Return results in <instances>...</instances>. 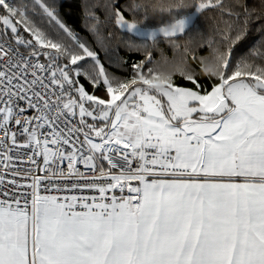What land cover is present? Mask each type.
Segmentation results:
<instances>
[{
    "label": "snow or ice",
    "instance_id": "snow-or-ice-1",
    "mask_svg": "<svg viewBox=\"0 0 264 264\" xmlns=\"http://www.w3.org/2000/svg\"><path fill=\"white\" fill-rule=\"evenodd\" d=\"M63 7L0 0V264H264V15L106 0L110 50L96 5L91 41ZM210 11L213 36L188 32Z\"/></svg>",
    "mask_w": 264,
    "mask_h": 264
},
{
    "label": "trees",
    "instance_id": "trees-1",
    "mask_svg": "<svg viewBox=\"0 0 264 264\" xmlns=\"http://www.w3.org/2000/svg\"><path fill=\"white\" fill-rule=\"evenodd\" d=\"M16 4L21 5L22 7L27 6L28 11L31 13V3L32 0H14L13 1ZM61 2L64 4L62 11V18L66 22V24L74 29L77 34L82 38H87L89 41L93 39V37L87 32L85 28V11H84V5L87 4L89 6L96 5V14L99 16L100 21L102 22L100 24V31L101 34H103L105 37H107V33L111 32V39L110 42L107 44V47L112 50L116 49L117 45L119 44V41L121 38H127L128 34L121 33L115 28H113L111 25H105L103 22L105 21V12L103 9V5L106 2V0H61ZM137 2L143 3L145 0H137ZM236 0H223V3H225L226 6L232 7L234 6ZM244 2L248 5L250 9L254 11V15H264V9H262V4H264V0H244ZM220 16L221 14L218 11H210L206 15L202 14L197 17V19H194L192 24L190 25L188 32H193L197 28L200 29L201 33L206 37L213 36L215 29L217 25L220 23ZM223 19H228L227 12L223 14ZM161 22V17L159 15H153L149 13V19L146 21V24L150 27H157L159 26ZM260 21L254 20L252 24V29L249 33V36L244 44V47L241 48L242 54L244 51L247 50L248 45L252 44L254 41H258L259 39V32L256 30ZM27 35V33H25ZM199 39V37H197ZM161 43L160 47L163 48L169 58L172 57V51L169 48V46L163 42V38H160ZM181 44L183 45V40L181 41ZM117 55L121 59H127L129 56H131L132 59H140V55L135 53H128L124 47L121 45L119 47V51L117 52ZM208 56L210 55L209 49L204 48L197 51V60L193 61L191 58H189V63L193 66H196L198 64L199 57ZM239 55V54H238ZM105 54L103 51H101V57L104 58ZM155 58L159 59V52L155 53ZM106 66H107V60H105ZM201 78L203 76L201 75Z\"/></svg>",
    "mask_w": 264,
    "mask_h": 264
},
{
    "label": "clouds",
    "instance_id": "clouds-1",
    "mask_svg": "<svg viewBox=\"0 0 264 264\" xmlns=\"http://www.w3.org/2000/svg\"><path fill=\"white\" fill-rule=\"evenodd\" d=\"M166 28H168L169 30H170V26H165ZM210 72H211V67H210V65H204V67H203V69H202V71H201V73H200V75H202V76H206V75H209L210 74Z\"/></svg>",
    "mask_w": 264,
    "mask_h": 264
},
{
    "label": "built area",
    "instance_id": "built-area-1",
    "mask_svg": "<svg viewBox=\"0 0 264 264\" xmlns=\"http://www.w3.org/2000/svg\"><path fill=\"white\" fill-rule=\"evenodd\" d=\"M14 1V0H13ZM27 162V161H26Z\"/></svg>",
    "mask_w": 264,
    "mask_h": 264
},
{
    "label": "rangeland",
    "instance_id": "rangeland-1",
    "mask_svg": "<svg viewBox=\"0 0 264 264\" xmlns=\"http://www.w3.org/2000/svg\"><path fill=\"white\" fill-rule=\"evenodd\" d=\"M194 21V20H193Z\"/></svg>",
    "mask_w": 264,
    "mask_h": 264
}]
</instances>
